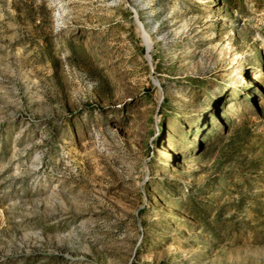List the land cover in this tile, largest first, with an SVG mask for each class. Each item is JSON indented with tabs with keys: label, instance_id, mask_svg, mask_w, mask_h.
<instances>
[{
	"label": "rangeland",
	"instance_id": "rangeland-1",
	"mask_svg": "<svg viewBox=\"0 0 264 264\" xmlns=\"http://www.w3.org/2000/svg\"><path fill=\"white\" fill-rule=\"evenodd\" d=\"M0 264H264V0H0Z\"/></svg>",
	"mask_w": 264,
	"mask_h": 264
}]
</instances>
